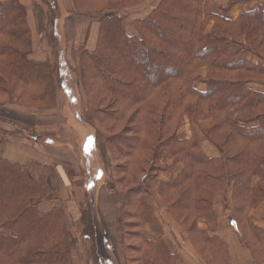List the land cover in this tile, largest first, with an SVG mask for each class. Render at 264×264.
<instances>
[{
	"label": "trees",
	"instance_id": "obj_1",
	"mask_svg": "<svg viewBox=\"0 0 264 264\" xmlns=\"http://www.w3.org/2000/svg\"><path fill=\"white\" fill-rule=\"evenodd\" d=\"M43 1L56 22L59 1ZM142 1L74 0L78 14L90 15L100 25L97 48L74 53L80 63V89L64 36L54 48L55 70L50 61L32 59L26 8L16 0H0V95L14 94L26 108L43 107L54 98L57 74L59 91L69 99L62 110L66 124L46 134L54 146L78 153L81 188L87 195L84 237L92 242L95 264L113 261V242L101 233L97 212L105 180L94 158L99 141L111 167L109 188L125 192L119 224L124 253L138 255L131 261L178 264L161 236L150 239L144 232L148 225L160 234L156 192L177 223L190 224L186 232L196 249L201 243L219 253L223 246L216 237L198 228L204 221L214 229L216 194L232 185L230 223L237 227L247 207L264 203V93L248 87L249 81L264 79V66L244 54L264 60V11L231 20L212 12L209 0H161L147 17L135 21L138 34L129 35L126 11ZM203 68L207 74L200 77ZM196 82L205 84L206 91H198ZM84 92L87 109L79 110L73 103ZM6 103L7 98L0 100V105ZM185 118L198 127L200 121L212 120L201 131L219 158L206 155L194 127L190 139L180 135ZM29 140H34L32 135ZM167 160L173 164L168 166ZM178 164L184 167L175 176ZM162 172L174 177L163 182ZM50 173L37 163L22 167L0 159V260L71 264L74 242L64 213L43 215L34 204L49 193ZM127 234L136 245L128 244Z\"/></svg>",
	"mask_w": 264,
	"mask_h": 264
},
{
	"label": "crops",
	"instance_id": "obj_2",
	"mask_svg": "<svg viewBox=\"0 0 264 264\" xmlns=\"http://www.w3.org/2000/svg\"><path fill=\"white\" fill-rule=\"evenodd\" d=\"M16 1L22 4L27 11V22L32 36L31 58L36 61H50L55 70L54 48L56 49L58 39L64 36L67 60L78 80L80 63L74 53L80 48L90 51L97 48L100 30L97 20L92 19L90 15L78 14L74 0H58L60 14L56 16V22L50 20V10L43 0ZM160 2L161 0H147L143 4L127 10L124 20L126 32L129 35L138 34L135 21L147 17ZM209 7L215 14L237 20L248 12L258 9L264 11V0H209ZM212 28L213 22L208 26V33ZM244 54L249 61L264 66V60L261 58L250 53ZM206 74V68H203L197 75L205 77ZM54 76L56 91L54 98L43 107L26 108L18 104L14 94H10L9 97L0 95V100L7 98V103L0 105V118L9 121H0V159L22 167L37 163L51 169L48 177L50 191L35 199L34 204L43 215H48L54 210H62L64 213L74 242L71 250V264H95L92 255V242L84 237V205L87 195L81 188L83 176L77 152L54 146L52 138L48 134L51 140L46 143L41 144L29 140V136L39 129L49 132L66 124L61 98V94L64 93L59 91L57 74L54 73ZM194 86L201 92L206 91L207 88L205 84L199 82H196ZM248 87L264 93V79L249 81ZM211 122V119L202 120L198 127L193 126L189 119L185 118L180 135L190 139L192 127H194L202 139L201 148L206 155L219 158L218 151L212 143L205 139L201 131L208 130ZM184 129L185 134L183 133ZM94 158L98 166L105 172V180L101 184L97 197L101 233L107 234L113 242L112 264H131L130 259H127L128 255L126 256L124 253V239L119 224L125 192H114L109 188L112 182L111 167L105 145L101 141L98 142ZM164 163L168 166L173 164L168 160ZM183 167V164L177 165L175 176L181 172ZM173 177L170 172H162L159 179L168 182ZM159 198L156 192L155 217L158 220L160 234L155 228L147 225L144 228L146 236L150 239L161 236L170 251L177 256L178 264H207L196 252L188 233L170 216L166 206ZM233 209V188L231 185L225 192L217 193L215 196L214 211L217 220L214 229L210 231V226L204 221H200L198 224L201 231H206L210 236L216 237L218 243L223 246V251L219 253L215 248H206L219 260L218 264H264V203H260L255 208L247 207L242 215L243 219L239 218L242 222L238 227L230 223Z\"/></svg>",
	"mask_w": 264,
	"mask_h": 264
},
{
	"label": "rangeland",
	"instance_id": "obj_3",
	"mask_svg": "<svg viewBox=\"0 0 264 264\" xmlns=\"http://www.w3.org/2000/svg\"><path fill=\"white\" fill-rule=\"evenodd\" d=\"M143 2H145V0L144 1H142V2H140L139 4H137V5H135V6H138V5H141ZM134 6V7H135ZM133 7V8H134ZM132 9V8H131ZM140 11V10H139ZM76 86H78L79 88L81 87V83H80V78H78V80L76 81ZM81 89V88H80ZM78 95H80L81 97V101H78V103H73L74 104V106H76L77 108H79V110H83V109H87V100H88V97H87V94H85V92H84V94H78ZM61 98H62V105L64 106L68 101H69V99H67L66 98V96L64 95V94H61ZM74 110V109H73ZM77 110V109H76ZM70 115L71 116H74V111H71V113H70ZM3 117H7V116H3ZM15 121V120H14ZM15 123V122H14ZM184 125V124H183ZM187 127V126H186ZM186 129V128H185ZM185 129H184V131H183V133L185 134ZM47 132L45 131V130H43V129H39V131H37V132H34V133H32L31 135L33 136V138H34V140H32V141H37V142H40L41 144L42 143H46L47 141H49V140H51L50 138H49V136L46 134ZM53 145H54V143H53ZM78 154V153H77ZM110 170H111V168H110ZM159 200L160 201H162V202H164L163 200H162V198H159ZM171 216V215H170ZM172 217V216H171ZM178 225L180 226V227H182L183 229H184V231L186 232V228H188V226H190V224H187V225H183V224H180V223H178ZM130 230V233L132 234V236L134 235V233H133V231L135 230V229H133V228H131V229H129ZM132 236L130 235L129 236V234H127L126 235V237H125V239H126V241L128 242V244H131V245H136L137 244V241L136 240H133L134 238H132ZM132 238V239H130V238ZM86 238V237H85ZM87 239V238H86ZM193 245V247L195 248V246H194V244H192ZM102 249H104L103 247H102ZM196 249V248H195ZM108 251L109 252H111L109 249H108ZM196 252L199 254V256L202 258V259H204L205 261H206V263L207 264H218V262H219V260L216 258V257H214L211 253H210V251L205 247V245L204 244H199V249H196ZM128 256L130 257V261L131 260H134V258H137L138 257V255L137 254H134V253H128ZM131 264H139L138 262H135V261H131L130 262ZM0 264H11V263H9L8 261H6V260H0Z\"/></svg>",
	"mask_w": 264,
	"mask_h": 264
}]
</instances>
